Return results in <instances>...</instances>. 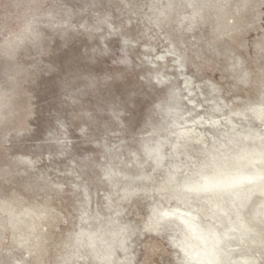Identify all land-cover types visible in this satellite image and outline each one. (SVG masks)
Listing matches in <instances>:
<instances>
[{
    "label": "rangeland",
    "instance_id": "374dc122",
    "mask_svg": "<svg viewBox=\"0 0 264 264\" xmlns=\"http://www.w3.org/2000/svg\"><path fill=\"white\" fill-rule=\"evenodd\" d=\"M176 2L0 0V45L34 26L41 34L38 46L14 49L16 62L0 58L14 78L0 89V264H195L184 219L227 230L235 212L228 203L225 218L214 194L260 176L208 175L245 145L264 150V18L244 55L227 37L215 44L226 76L250 73L225 88L220 72L193 75L222 22L209 11L193 26L191 9L169 7ZM55 55L73 61L62 74ZM258 193L242 208L245 222ZM258 222L242 237L233 229L221 257L264 264Z\"/></svg>",
    "mask_w": 264,
    "mask_h": 264
},
{
    "label": "clouds",
    "instance_id": "9594fccd",
    "mask_svg": "<svg viewBox=\"0 0 264 264\" xmlns=\"http://www.w3.org/2000/svg\"><path fill=\"white\" fill-rule=\"evenodd\" d=\"M178 13L192 10V21L195 26L196 18L201 16L204 12H214L218 22H222V31L217 28L213 32L214 39L207 42L204 49V53L207 54L205 58L204 54H196V60L201 61L199 65L193 64V75L199 76L201 73H221L222 81L225 88L238 89L241 85L247 84V78L250 73H244L243 75L226 76L225 70L213 59L216 53L215 44L218 41L224 40L225 37L231 41L233 46H236L241 54L244 55L246 50L251 47V41L248 39V33L254 30L255 26L261 23V18H264V0H177L173 5H169ZM191 30V29H189ZM264 32V29H261ZM219 33V34H217ZM41 39V34L36 30L35 26L31 33L27 34L23 40L19 43L13 41H4L0 45V58L6 57L9 65L17 61V55L14 49H18L24 40H28L33 46H38ZM258 51L256 55L264 60V36L259 37V44L256 45ZM178 62L186 61V53H177ZM75 58L73 57V60ZM54 61L57 63V70L62 74L63 71L70 68L72 60H65L62 55H55ZM244 63L238 59L237 64L233 67H239ZM183 67V64L181 65ZM259 83L262 89L264 86V66L259 69ZM245 77V79H242ZM235 80V83L232 81ZM14 83V78L9 75V70L0 66V89L9 86ZM136 85H129L128 88H134ZM135 94L134 92L132 93ZM10 94L3 92V99L7 101ZM261 103V100H260ZM7 104L5 103V107Z\"/></svg>",
    "mask_w": 264,
    "mask_h": 264
},
{
    "label": "bare ground",
    "instance_id": "6f19581e",
    "mask_svg": "<svg viewBox=\"0 0 264 264\" xmlns=\"http://www.w3.org/2000/svg\"><path fill=\"white\" fill-rule=\"evenodd\" d=\"M259 140L261 141L262 139H259ZM249 146L245 145L242 148L241 152L236 154L234 157H231L230 159L225 160V162L223 164L217 165L216 171L212 175H208V176L209 177L210 176L211 177L216 176L217 178H214V179H220L221 182L227 183L228 181H231L235 178L236 179L240 178V175H242L243 173L244 174L245 173L246 174H255V176H257V175L260 176L259 177V182H260V179H262V177L264 176V169H263L264 164H262V166H260V165H257V163L258 162L262 163L264 161V150L262 148H260V149L259 148H251L252 145H251V147H249ZM244 158L247 160L245 161V164L243 165ZM248 163H250V164H248ZM247 165H248V167H247ZM250 165H253V167H249ZM259 182L258 183L254 182L251 185L243 186L242 183H244V182H240V180H239V182L235 186V188L233 185L227 184L226 190L219 191L218 193L214 194L213 206L217 207L218 209H221V211H223V213L226 214L225 218H229V213L228 214L226 213L228 208L230 207V206L227 207L228 203L232 206L233 211L235 212V216L233 217V219L230 220V218H229L230 222H229V226L227 227V230H225L223 232H219L218 230H215V229L204 230L203 228L199 227L198 225H195V223L193 221H191V219L187 218L188 220H186L183 218L187 222V227L189 228L188 230L190 232L189 236L196 239L195 244L191 245V247H192L191 250L193 249V251L191 253H193L195 255V258H196L195 264H256V260H257V258H255L256 256L255 257L244 256L239 260H237L238 259L237 258L233 262H229L228 261L229 259H227V257L222 258L223 257L222 255L224 253H229V250L224 248L223 243L225 242L226 238L235 235V234H233L234 232L232 233L233 229L234 230L238 229L241 232V234H242L241 237H242V236H244V234H246V231L248 228L253 229V228H250L251 223L258 222V221H264V216L261 215L262 210H264V197L262 198V201L260 203H258V205L255 206V208H253V214H252L251 220L245 222L242 219V212H243L242 208L244 206L247 208L252 192L258 190L264 196V178H263V181H261V184H259ZM191 185H193V184H191ZM254 185H256V186H254ZM260 193H258V194H260ZM254 195H256V194H254ZM254 227H255V225H254ZM251 232H253V231H251ZM253 234L255 235V233H253ZM247 235H248V233H247ZM256 236H257V234H256ZM190 240L194 243L193 239L187 240L186 243H188V242L190 243L191 242ZM248 241H246V242L248 243ZM230 242H232V241H230ZM257 257H258V255H257ZM257 262H259V261H257Z\"/></svg>",
    "mask_w": 264,
    "mask_h": 264
},
{
    "label": "snow or ice",
    "instance_id": "6c2138e0",
    "mask_svg": "<svg viewBox=\"0 0 264 264\" xmlns=\"http://www.w3.org/2000/svg\"><path fill=\"white\" fill-rule=\"evenodd\" d=\"M242 79H245V77H242ZM261 103L264 104V86H262ZM261 215L264 216V210H262Z\"/></svg>",
    "mask_w": 264,
    "mask_h": 264
}]
</instances>
